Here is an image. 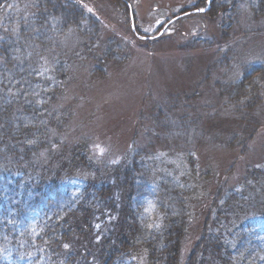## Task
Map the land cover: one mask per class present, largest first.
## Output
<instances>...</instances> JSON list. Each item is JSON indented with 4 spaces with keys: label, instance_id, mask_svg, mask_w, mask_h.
<instances>
[{
    "label": "rangeland",
    "instance_id": "obj_1",
    "mask_svg": "<svg viewBox=\"0 0 264 264\" xmlns=\"http://www.w3.org/2000/svg\"><path fill=\"white\" fill-rule=\"evenodd\" d=\"M72 1L97 19V32L86 21L89 35L82 37L64 12L60 20L65 17L70 28L57 49L45 31L29 35L57 50L38 75L50 83L46 93L58 94L51 113L69 119L62 131L51 129L49 147L33 155V163L55 172L54 156L76 148L102 174L138 153L149 180L169 176L173 185L177 180L193 189L184 262L209 221L203 238L220 247L228 264H264V65L261 75H249L251 66L264 63V0L61 2L69 8ZM35 6L36 0H8L0 32L17 31L20 20L33 18ZM50 28L53 36L60 32ZM58 62L67 77L63 85L56 78ZM86 167L64 174L72 193L88 180L106 181ZM233 194L241 212L221 207ZM216 197L217 209H211ZM151 201L142 196L132 207L141 205L160 220Z\"/></svg>",
    "mask_w": 264,
    "mask_h": 264
},
{
    "label": "trees",
    "instance_id": "obj_2",
    "mask_svg": "<svg viewBox=\"0 0 264 264\" xmlns=\"http://www.w3.org/2000/svg\"><path fill=\"white\" fill-rule=\"evenodd\" d=\"M61 1L36 0L32 19L20 20L17 31L0 32V264H228L220 247L203 238L209 221L183 261L193 189L177 180L173 185L169 176L157 183L149 180L140 154L128 163L105 168L102 174L76 148L54 156L59 163L55 172L33 163V155L49 147L51 129L61 130L69 120L51 113L58 94L54 89L46 93L50 83L38 75L45 57L57 55V42L60 46L70 28L60 17L66 12L82 37L89 35L86 21V28L99 29L97 19L81 4L72 1L66 8ZM6 3L0 2V22ZM51 25L55 33L60 31L55 36ZM33 31L52 36L56 48H47L50 43L40 39L30 40ZM58 63L56 78L63 85L67 77L63 63ZM263 65L251 66L249 75H261ZM249 75L241 82H247ZM53 144L59 145L54 139ZM188 162L194 176V158ZM87 165L106 181L88 180L72 193L70 178L64 174ZM41 170L48 176L41 177ZM142 196L154 201L160 220L151 219L141 205L132 207L134 199L140 201ZM237 200L235 194L228 195L221 207L241 212L244 208ZM216 201L217 197L211 201V209H217ZM222 214L220 210L219 218ZM262 255L264 259V249Z\"/></svg>",
    "mask_w": 264,
    "mask_h": 264
}]
</instances>
